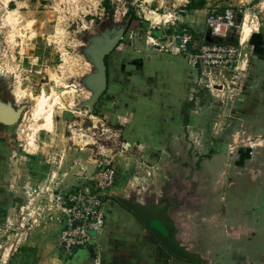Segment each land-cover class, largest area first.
Returning <instances> with one entry per match:
<instances>
[{"label":"rangeland","instance_id":"374dc122","mask_svg":"<svg viewBox=\"0 0 264 264\" xmlns=\"http://www.w3.org/2000/svg\"><path fill=\"white\" fill-rule=\"evenodd\" d=\"M190 1L110 0L106 5L103 0H0V98L15 100L21 108L19 121L0 135V264H42L57 252L67 258L70 254L57 244L61 227L48 216L49 196L53 188L64 192L94 186L106 160H112L116 171L109 190L119 196L159 183L173 162L187 157L173 170L187 172L184 188L174 189L185 194L194 188L190 182L187 187V180L195 178L203 162L217 174L224 195H236L226 205L240 201L239 210H249L238 221L263 220L264 109L247 90L255 74V50L247 35L264 33V0H204L203 8L196 6L203 0L189 7ZM225 9L243 22L235 35L241 39L246 33L235 68L225 76L194 72L186 56L170 52L167 44L184 27L195 41H219L209 34L205 18L210 10ZM116 38L107 58V88L90 105L100 73L97 51ZM168 55L185 60V81L197 96L189 101L187 115L172 117V101L168 110L157 113L167 124L158 141L130 145L124 124L146 115L149 125L156 108L149 100L139 103L118 91L116 78L126 76L148 88L163 79L172 98L182 96L169 61H164ZM43 95L49 98L48 108L53 105L49 129L45 119L34 115ZM249 142L257 145L249 148ZM194 157L200 161L196 165ZM105 201L108 219L112 201H117L108 196ZM97 234L90 231L93 238Z\"/></svg>","mask_w":264,"mask_h":264},{"label":"crops","instance_id":"0c3cea01","mask_svg":"<svg viewBox=\"0 0 264 264\" xmlns=\"http://www.w3.org/2000/svg\"><path fill=\"white\" fill-rule=\"evenodd\" d=\"M254 33L257 34L255 42L260 44V50L257 49L256 51L254 48L255 43L251 44L252 49L255 50V62L253 64V73L255 74L249 78L247 90L249 89V95L255 98V100L253 99L255 105L264 109V46L261 44L264 37L262 41V36L258 35L260 32ZM165 57L160 58V60ZM152 60H157V58L153 57ZM167 60L169 61L170 71L174 72L176 79L174 82L181 88L182 96L172 98L169 87L164 86L163 79L162 83L157 82L158 86L148 88L126 76L120 79L116 78L119 81L118 84L121 83L118 91L131 96L139 103L149 100L153 102L156 108L155 117L153 119H151L152 117L148 118L151 121L149 125L143 119H146V115L140 121L130 122L128 119L130 123L125 122V130L128 132L125 137L130 145L139 144L143 146L145 144L149 146L158 141L161 133L167 131V124L164 117L159 116L157 113L165 110V107H171L170 103L172 101L173 108L166 109L172 113V117L187 115L189 101L197 96V94L190 92L189 85L185 81L188 75V66L185 60H179L176 55H168L164 61ZM194 72H197L196 69ZM122 86H125V88L122 89ZM178 101L183 102V104L177 105ZM8 103H11L13 107L15 106V102L10 101ZM183 111L185 113L182 114ZM248 113L251 116V111L248 110ZM131 116L132 114L128 117L131 119ZM1 133L4 136L7 131L1 127L0 135ZM3 138L8 139V136ZM252 145L257 144L252 143ZM185 159L180 158L179 160L183 164ZM192 163L196 165L198 163L197 158H194ZM202 164L199 169H201ZM213 176H216V178ZM200 179H202L201 173L195 176V181ZM187 181L188 187L189 182L192 183L193 180ZM204 186L211 191L210 196L206 193L205 202L200 201V197L202 198L200 192L205 191ZM200 187L197 189L195 199L197 202L196 212L198 213L196 218V224H198L196 242L199 249L197 250L198 253L206 260V263L203 264H264V218L249 223L245 220L238 221L237 218L242 219V214H247L249 210L247 211L246 208L239 210L242 206L240 201L234 203L236 205H226L228 198L232 199L236 195L232 194L228 198L224 195V189L219 185L216 173L215 175L211 174L209 183L206 185L200 184ZM178 194L179 196H185L187 193L178 192ZM253 203L255 204V202ZM111 208L114 210V215L111 210L105 226L93 238L88 247L77 249L72 254L67 255V258L57 252L55 256L43 260L42 264H199L174 256L133 212L123 207L119 202L112 201ZM59 238L60 232L57 241L58 246Z\"/></svg>","mask_w":264,"mask_h":264},{"label":"built area","instance_id":"2783aa9c","mask_svg":"<svg viewBox=\"0 0 264 264\" xmlns=\"http://www.w3.org/2000/svg\"><path fill=\"white\" fill-rule=\"evenodd\" d=\"M243 22L232 9L210 10L205 18L209 34L219 41H195L194 33L184 27L175 33L167 44L170 51L184 54L189 63L201 74L212 75L233 70L234 61L239 54L240 37L235 35ZM254 33V32H253ZM252 33V34H253ZM238 40V44L232 42ZM196 49V50H195ZM253 148L252 142L246 145ZM252 154L253 152L250 151ZM112 160H106L92 185L77 186L64 192L53 188L49 196L47 211L49 219L61 227L59 245L65 253L88 247L93 237L90 231L101 232L107 220L104 190L114 186L116 171Z\"/></svg>","mask_w":264,"mask_h":264},{"label":"water","instance_id":"95a60500","mask_svg":"<svg viewBox=\"0 0 264 264\" xmlns=\"http://www.w3.org/2000/svg\"><path fill=\"white\" fill-rule=\"evenodd\" d=\"M118 41L119 39L116 38L97 51L100 73L96 77L97 89L93 98L88 103L90 105L107 88L108 77L105 57L114 49ZM3 103L4 101L0 98V123L9 127L13 126L20 119L21 108H15L11 103ZM176 165L182 167L183 164L181 161H178V163L177 161L173 162L169 172L161 177L159 183L155 181L146 183L139 186L137 192L132 191L127 196H119L113 190L107 189L102 192V196L113 197L123 207L133 212L156 239L174 256L203 264L206 263V260L197 251L199 250L196 242V231L198 228L196 218L198 213L196 212L197 202L195 199L200 184L206 185L209 183L213 172L212 170H207L202 165L201 171L196 172V175L202 174V179L195 181V178H189V180H193L192 186L194 188L189 189L185 196H179L178 192L174 189L177 185L184 188L183 181L187 176V172L175 174L173 170ZM204 190L200 192L202 193L200 201L205 202L206 193L210 196L211 191L206 186H204Z\"/></svg>","mask_w":264,"mask_h":264},{"label":"bare ground","instance_id":"6f19581e","mask_svg":"<svg viewBox=\"0 0 264 264\" xmlns=\"http://www.w3.org/2000/svg\"><path fill=\"white\" fill-rule=\"evenodd\" d=\"M249 33H250V31H249ZM247 36H248L247 40L250 39V37H251L250 34H248ZM240 41H241V43L246 41V33L243 34V37L240 39ZM48 99L49 98L46 95H43L41 98L38 99L37 112L34 115L37 118L45 119V123H46L45 127L49 129V128H51L50 126L53 125L54 112H53V105L50 108L51 110L48 108V104H49ZM46 128H44V129H46Z\"/></svg>","mask_w":264,"mask_h":264},{"label":"trees","instance_id":"16d2710c","mask_svg":"<svg viewBox=\"0 0 264 264\" xmlns=\"http://www.w3.org/2000/svg\"><path fill=\"white\" fill-rule=\"evenodd\" d=\"M109 1H110V0H103V2H105L106 5H108V2H109ZM194 3H195V0H191V1H190V5H189V7L193 6L192 4H194ZM204 4H205V1L203 0V1H201L200 3H198L196 6H197V8H203V7H204ZM131 17H133L132 14H131ZM130 23H131V18H130V20H129V22H128V26L130 25ZM128 26H127V27H128ZM256 35H257V34H255V33L252 34V36H251V38H250V43H251V44H252V43H255L254 48H255V50L257 51V49L260 50V44H259V43L256 44V42H255V37H256ZM258 35H261V36H262V41H263L264 33L260 32V33H258ZM235 43L238 44V40L235 41ZM261 44L264 46V41H263ZM108 55H109V54H108ZM108 55H106V57H105L106 65H107V58H108ZM108 76H109V74H108V71H107V77H108ZM248 155H249V151L245 152V153L242 155L241 160L244 161V159H245L246 157H248Z\"/></svg>","mask_w":264,"mask_h":264},{"label":"flooded vegetation","instance_id":"af4514ba","mask_svg":"<svg viewBox=\"0 0 264 264\" xmlns=\"http://www.w3.org/2000/svg\"><path fill=\"white\" fill-rule=\"evenodd\" d=\"M1 100L4 101V103H8V102L12 101V100H7V102H6V100H5L4 98H1ZM12 102H15V106H14V107L16 108V107H17V104H16L17 102H16L15 100L12 101ZM0 126H1L2 128H4V129L7 128V127H9V126H5V125L2 124V123H0ZM186 158H187V157H186ZM194 158H195V157H194ZM185 160H187V159H185ZM197 160H198V162H200V161H199V158H197Z\"/></svg>","mask_w":264,"mask_h":264}]
</instances>
